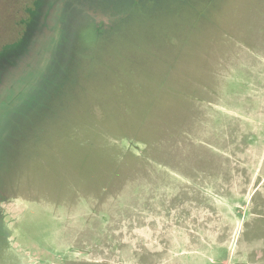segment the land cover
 Here are the masks:
<instances>
[{
    "label": "rangeland",
    "instance_id": "374dc122",
    "mask_svg": "<svg viewBox=\"0 0 264 264\" xmlns=\"http://www.w3.org/2000/svg\"><path fill=\"white\" fill-rule=\"evenodd\" d=\"M2 55L0 264H264V0H0Z\"/></svg>",
    "mask_w": 264,
    "mask_h": 264
},
{
    "label": "trees",
    "instance_id": "16d2710c",
    "mask_svg": "<svg viewBox=\"0 0 264 264\" xmlns=\"http://www.w3.org/2000/svg\"><path fill=\"white\" fill-rule=\"evenodd\" d=\"M30 33H32L31 30H30ZM11 59H12V58H10V60H11ZM10 60H9L8 57L5 58L4 55H2V57H0V71L2 70V68H3L6 64H8V61H10Z\"/></svg>",
    "mask_w": 264,
    "mask_h": 264
},
{
    "label": "flooded vegetation",
    "instance_id": "af4514ba",
    "mask_svg": "<svg viewBox=\"0 0 264 264\" xmlns=\"http://www.w3.org/2000/svg\"><path fill=\"white\" fill-rule=\"evenodd\" d=\"M8 64H9V61H8Z\"/></svg>",
    "mask_w": 264,
    "mask_h": 264
}]
</instances>
